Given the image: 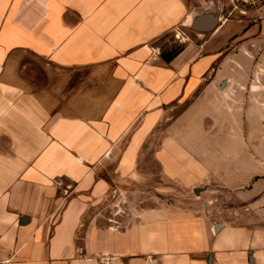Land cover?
<instances>
[{
  "label": "crops",
  "instance_id": "obj_1",
  "mask_svg": "<svg viewBox=\"0 0 264 264\" xmlns=\"http://www.w3.org/2000/svg\"><path fill=\"white\" fill-rule=\"evenodd\" d=\"M194 9L0 0V264H264L246 86ZM138 180L188 200L132 207Z\"/></svg>",
  "mask_w": 264,
  "mask_h": 264
},
{
  "label": "rangeland",
  "instance_id": "obj_2",
  "mask_svg": "<svg viewBox=\"0 0 264 264\" xmlns=\"http://www.w3.org/2000/svg\"><path fill=\"white\" fill-rule=\"evenodd\" d=\"M184 2L188 10L198 8L202 13L213 14L219 18L217 29L211 33L218 35L225 42L221 54L232 53L228 62L223 63L224 68L230 70L229 75L233 79L246 86L248 96L246 103L247 153L248 156H256L258 160L264 161V0H184ZM186 36H188V31L183 28L176 32V37H181L185 41L188 39ZM28 59H31V56H28ZM220 59L221 56H218L216 65L221 64ZM34 60L39 61L37 58ZM7 103L10 106V100ZM13 150L0 149V152H7L9 155L13 153ZM146 151V160H150L152 152L148 149ZM143 166L141 164L140 168ZM150 167H153V172L158 171L154 169L155 166ZM159 182L158 180L130 182V206H151L165 199L171 203L187 202L188 199L184 195L180 197L172 192L171 195L159 196L158 192L148 190L158 187ZM251 182L248 180L249 184ZM172 184L173 182H168L166 187L172 188L174 186ZM228 197L230 196L224 191L215 194L216 202L220 203L224 201L232 203L234 197L231 199ZM121 201L126 203L128 199L126 201V197H121L119 202Z\"/></svg>",
  "mask_w": 264,
  "mask_h": 264
},
{
  "label": "water",
  "instance_id": "obj_3",
  "mask_svg": "<svg viewBox=\"0 0 264 264\" xmlns=\"http://www.w3.org/2000/svg\"><path fill=\"white\" fill-rule=\"evenodd\" d=\"M195 9L200 15L195 18L191 28L198 33L214 32L218 27L219 18L213 14L202 13L198 8Z\"/></svg>",
  "mask_w": 264,
  "mask_h": 264
},
{
  "label": "trees",
  "instance_id": "obj_4",
  "mask_svg": "<svg viewBox=\"0 0 264 264\" xmlns=\"http://www.w3.org/2000/svg\"><path fill=\"white\" fill-rule=\"evenodd\" d=\"M170 58H171L170 56H168V57H167V56H165V59H166L167 61H169V60H170Z\"/></svg>",
  "mask_w": 264,
  "mask_h": 264
}]
</instances>
